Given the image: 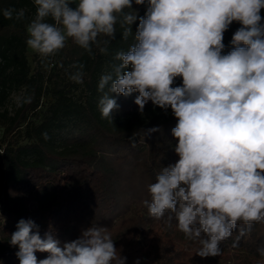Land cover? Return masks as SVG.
<instances>
[{
	"label": "clouds",
	"instance_id": "1",
	"mask_svg": "<svg viewBox=\"0 0 264 264\" xmlns=\"http://www.w3.org/2000/svg\"><path fill=\"white\" fill-rule=\"evenodd\" d=\"M132 4L34 0L36 13L26 27V45L47 67L69 39L91 54L101 36L109 38L100 48L107 53L117 25L123 39L133 37L127 51L116 53L112 71L100 77L101 117L112 121L119 107L113 93H138L134 102L141 114L149 101L154 108L171 109L177 119L172 136L178 141L174 151L179 159L161 169L148 186L151 199L144 203L156 219L174 214L167 217L169 227L175 219L188 239L198 240L197 255L220 256V244L238 224L247 226L240 228L243 236L252 224L264 223V0H147L134 36L130 26L138 17ZM0 12L6 19L25 16L23 9ZM234 21L241 26L232 36V50L223 54L224 33ZM71 67L76 70L69 78L82 84L84 65ZM176 77H182L179 86H174ZM27 102L30 98L22 101ZM158 131L153 127L144 135ZM42 136L50 138L47 132ZM9 243L18 248L19 264L126 261L108 230L93 224L77 239L61 244L52 231L41 237L33 220L20 219ZM258 251L264 256V248ZM37 252L48 255L38 259Z\"/></svg>",
	"mask_w": 264,
	"mask_h": 264
},
{
	"label": "trees",
	"instance_id": "2",
	"mask_svg": "<svg viewBox=\"0 0 264 264\" xmlns=\"http://www.w3.org/2000/svg\"><path fill=\"white\" fill-rule=\"evenodd\" d=\"M147 7V0L143 5L133 0L131 10L138 17L130 26L133 36ZM5 8L23 9L25 16L6 19L0 12V264H19L18 248L9 240L20 219L33 220L41 237L52 231L61 244L92 224L104 227L125 264H209L213 258L264 264L258 251L264 248V223L252 224L243 236L240 228L247 226L238 224L220 244V256L201 257L198 240L188 239L175 219L169 227L167 217L174 214L166 212L163 219L149 214L148 186L179 159L172 136L177 119L171 109L154 108L151 101L141 114L134 102L138 93L112 94L119 106L112 121L98 108L100 77L112 71L116 53L128 50L132 36L123 39L117 25L107 53L100 48L109 38L101 36L91 54L69 39L46 67L38 54L31 63L27 57L26 27L36 13L34 0H0V9ZM260 14L264 17V9ZM240 26L234 21L224 33L223 54L232 50ZM73 64L84 65L82 84L69 78ZM25 98L30 102L22 103ZM157 126L160 131L144 135ZM36 255L44 259L48 253Z\"/></svg>",
	"mask_w": 264,
	"mask_h": 264
},
{
	"label": "rangeland",
	"instance_id": "3",
	"mask_svg": "<svg viewBox=\"0 0 264 264\" xmlns=\"http://www.w3.org/2000/svg\"><path fill=\"white\" fill-rule=\"evenodd\" d=\"M70 6H72V7H75V4H72V5H70ZM34 55H36V53L35 52H33L31 49H29L28 48V51H27V57H28V60L30 61V63L32 62V59H33V56ZM182 84V78H176L175 79V84H174V86H179V85H181ZM12 100L14 101V102H17L18 101V97L15 95L13 98H12ZM1 135H2V132H1V130H0V139H1ZM0 146H1V141H0ZM214 259V261H212V262H210L209 264H225L223 261H221V259H215V258H213ZM206 264H208V263H206ZM229 264V263H228ZM233 264V263H232Z\"/></svg>",
	"mask_w": 264,
	"mask_h": 264
}]
</instances>
